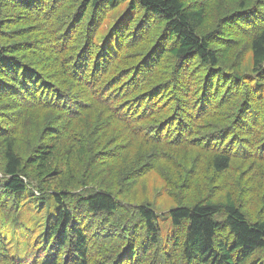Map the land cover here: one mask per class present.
Masks as SVG:
<instances>
[{"label": "rangeland", "instance_id": "obj_1", "mask_svg": "<svg viewBox=\"0 0 264 264\" xmlns=\"http://www.w3.org/2000/svg\"><path fill=\"white\" fill-rule=\"evenodd\" d=\"M88 2L0 0V47L18 48L15 61L0 57V264H9L4 254L13 260L21 252L30 264L48 250L34 233L43 235L57 210L56 196L86 234L88 264L127 261L146 238L140 206L154 211L159 229L157 245L138 264H165L172 235L178 241L172 260L184 264V223L174 228L169 209L230 197L249 221L264 218V77L253 71L250 50L252 36L264 28V0H183L204 8L198 34L210 33L218 52L212 69L196 58L179 67L166 52L157 62L150 58L151 46L157 45L155 56L161 47L160 17L132 9L128 0ZM110 33L114 44L105 45ZM86 44L91 46L78 61L94 54L95 61L85 60V70L75 64L74 73L87 83L82 86L66 68ZM30 75L41 77L39 89L11 82ZM135 85L140 94L149 91L151 117L144 116V106L126 103L143 98H134ZM160 126L164 141L151 135ZM171 138L177 141L169 143ZM8 141L22 161L23 193L1 187ZM45 144L55 149L58 172L41 178L30 158ZM216 150L230 155L222 171L211 164ZM97 191L114 197L113 212L86 211L83 198ZM216 217L224 220L222 213ZM218 235H228L227 229ZM68 248L58 250L61 264ZM252 263L264 264V249L255 251Z\"/></svg>", "mask_w": 264, "mask_h": 264}, {"label": "trees", "instance_id": "obj_2", "mask_svg": "<svg viewBox=\"0 0 264 264\" xmlns=\"http://www.w3.org/2000/svg\"><path fill=\"white\" fill-rule=\"evenodd\" d=\"M90 4H95L97 0H88ZM117 0H107L108 5L114 6ZM132 9L137 6L141 8L145 13L152 16H158L163 20V30L161 34V47L155 56V48L157 45L148 50L150 58H153L155 62L158 61V57L163 52L171 55L176 61L177 66L181 67L183 63L189 59L196 58L200 63L206 65L208 68H215L218 61V52L210 46V33L205 35L198 34V29L204 19V8L195 5H186L183 0H128ZM88 2V3H89ZM131 9V10H132ZM83 8L80 9L79 16L83 15ZM76 17V18H77ZM80 21V20H79ZM106 43L109 41V45L114 44L115 34H109L107 38L103 40ZM102 42V43H103ZM169 42V44H168ZM91 44H86L79 52L72 55L69 60V68H66L67 73L72 75L78 85L87 84L81 76L75 74V64L77 62L82 63V69L87 68V62L85 60L93 59L94 56H85L82 61H78L81 53H83ZM159 47V46H158ZM0 57L5 54L10 60H14L12 54L18 49L13 46L10 49L7 47H0ZM252 69L255 72H263L264 77V28L256 32L250 41ZM15 61V60H14ZM147 62L143 60L135 70H140L142 66ZM89 63V61H88ZM100 61L97 67L102 66ZM68 67V65H67ZM18 71L21 67L18 66ZM32 74V73H31ZM27 75V72L25 73ZM135 74H132L133 76ZM28 79L20 81L19 77L12 79L13 85H20L22 88L27 87L28 90L39 89L40 76L35 78L34 75L27 76ZM18 78V79H17ZM19 80V82H17ZM140 85L134 86V98L136 95L143 98L138 99L136 102H130L131 99L126 98V103L134 104L138 106H144V116L151 117L146 108L154 109V103L148 102L149 98L147 93H138ZM6 87L2 88L4 91ZM22 91H25L22 89ZM142 93V92H141ZM63 94V93H59ZM145 95V96H144ZM25 97V93H24ZM94 97V96H93ZM59 100V98H55ZM98 100V97L95 98ZM156 103V102H155ZM176 119L174 116L173 121ZM149 126H154L149 123V120H145ZM166 121V120H165ZM173 121L171 124H173ZM170 123V122H169ZM168 123V124H169ZM166 124V126H168ZM160 127H154L156 131L151 133L157 137V140H166L164 136L160 134ZM175 131L181 130L180 124H174ZM160 135V136H159ZM51 136V135H50ZM48 136L47 138H50ZM173 138V137H172ZM168 140L169 143L174 142L176 139ZM177 141V140H176ZM54 147L49 144L41 145L30 158L32 164L35 165V169L38 175L43 178L47 176H54L58 170L54 168L52 160L54 159ZM5 159L3 172L6 176L5 182L1 185L10 193H23L26 189L24 184L21 168V158L15 153L13 149V142L8 141L3 153ZM230 155L223 150H216L211 154V164L216 171H222L229 166ZM57 210L52 217L51 221L47 220V224L44 226V232L42 236L38 233H34L35 242H41L46 244L48 250L43 255H40L38 259H34L30 264H61L58 259V250L66 248L68 254L62 264H88L87 257V237L83 228L76 222L70 213V209L65 206L63 200L59 197H55ZM82 202L85 204L86 211L89 214L98 215L103 212H113L116 209V201L114 197L106 191H97L89 194L83 198ZM29 208H32L29 206ZM139 214L145 221V233L144 238L139 247L137 245L130 249L129 257L126 260L122 258L118 259L115 264H138L158 243V224L154 211L150 208L140 206L138 210ZM219 213L224 214V220H218L217 215ZM167 217L170 224L177 228L184 223V234L182 241V258L184 264H254L252 258L256 250L264 249V218L249 221L244 214L235 204V202L227 197L223 203H214L211 201H200L193 205H181L173 207L167 211ZM226 228L228 235L220 236L218 232ZM176 235H172V238L168 239L167 246L169 250L165 253V264H175L172 260L174 251L178 241ZM19 249V248H17ZM16 249V252L18 250ZM139 252L140 258L136 257ZM20 258L17 257V253L14 255L15 259H9L4 254L3 259H6L9 264H25L26 256L19 252ZM126 255V256H127ZM99 264V262H98Z\"/></svg>", "mask_w": 264, "mask_h": 264}]
</instances>
